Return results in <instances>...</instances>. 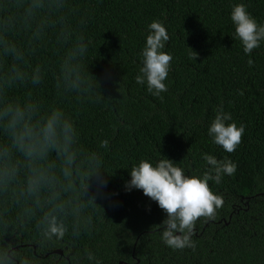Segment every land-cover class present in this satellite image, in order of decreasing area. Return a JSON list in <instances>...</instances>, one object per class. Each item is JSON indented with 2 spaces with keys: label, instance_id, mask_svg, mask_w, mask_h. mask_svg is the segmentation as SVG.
Listing matches in <instances>:
<instances>
[{
  "label": "trees",
  "instance_id": "16d2710c",
  "mask_svg": "<svg viewBox=\"0 0 264 264\" xmlns=\"http://www.w3.org/2000/svg\"><path fill=\"white\" fill-rule=\"evenodd\" d=\"M241 2L264 24V0H72L86 14V63L101 90L63 107L81 144L101 154L107 184L97 190L91 182L89 194L99 205L93 228L81 236L41 244L34 226L16 231L19 250L34 264H94L89 251L101 264H264V42L246 54L234 38L231 10ZM153 20L166 27L170 40L163 51L173 57L168 90L159 97L135 81ZM192 51L196 60L189 58ZM43 55L54 64L51 50ZM36 93L50 100V80ZM221 107L232 116L227 123L245 126L232 153L208 134ZM105 139L109 146L101 148ZM205 153L237 169L219 184L208 182L224 204L215 219L196 222L195 249L174 250L161 238L166 213L142 190L126 191L125 182L141 160L155 165L165 158L186 175L202 177L209 169Z\"/></svg>",
  "mask_w": 264,
  "mask_h": 264
},
{
  "label": "clouds",
  "instance_id": "9594fccd",
  "mask_svg": "<svg viewBox=\"0 0 264 264\" xmlns=\"http://www.w3.org/2000/svg\"><path fill=\"white\" fill-rule=\"evenodd\" d=\"M72 0H0V264H34L19 250L15 233L34 226L41 244L79 237L93 228L96 197L106 187L107 173L101 154L80 142L73 118L63 107L66 100L91 99L100 83L86 63L91 40L86 37L87 20ZM231 20L246 54L264 42V24L248 12L244 3L233 5ZM141 52L142 67L137 84L159 97L166 92L165 80L173 57L163 51L170 36L157 20L149 25ZM55 54L49 64L44 53ZM190 59L197 58L192 51ZM253 63L249 60V64ZM95 78V80L92 79ZM50 80V100L36 90ZM101 90V89H100ZM232 121L221 107L208 128L213 142L232 153L242 141L245 126ZM101 148L109 141L102 140ZM209 169L202 177L189 176L169 158L155 165L141 160L130 171L125 190H142L166 213L160 225L162 240L174 250L195 249L192 236L198 220L215 219L224 204L209 181L221 182L234 175L237 165L203 154ZM12 239H5V237ZM88 261L101 264L92 252Z\"/></svg>",
  "mask_w": 264,
  "mask_h": 264
},
{
  "label": "water",
  "instance_id": "95a60500",
  "mask_svg": "<svg viewBox=\"0 0 264 264\" xmlns=\"http://www.w3.org/2000/svg\"><path fill=\"white\" fill-rule=\"evenodd\" d=\"M54 252H57L59 254H62V250H60V249H55ZM119 264H121V262H119Z\"/></svg>",
  "mask_w": 264,
  "mask_h": 264
}]
</instances>
